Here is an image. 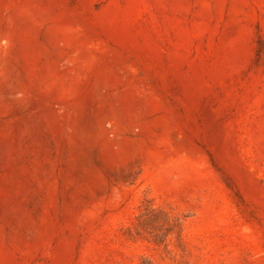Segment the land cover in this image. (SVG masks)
<instances>
[{
	"label": "rangeland",
	"instance_id": "obj_1",
	"mask_svg": "<svg viewBox=\"0 0 264 264\" xmlns=\"http://www.w3.org/2000/svg\"><path fill=\"white\" fill-rule=\"evenodd\" d=\"M0 264H264V0H0Z\"/></svg>",
	"mask_w": 264,
	"mask_h": 264
}]
</instances>
